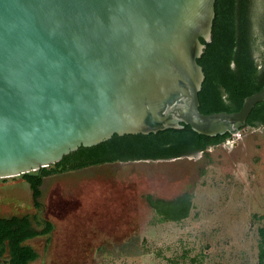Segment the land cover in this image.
Returning <instances> with one entry per match:
<instances>
[{
    "label": "water",
    "instance_id": "95a60500",
    "mask_svg": "<svg viewBox=\"0 0 264 264\" xmlns=\"http://www.w3.org/2000/svg\"><path fill=\"white\" fill-rule=\"evenodd\" d=\"M215 0H0V180L46 168L113 135L181 124L207 137L246 127L202 114L197 64Z\"/></svg>",
    "mask_w": 264,
    "mask_h": 264
},
{
    "label": "rangeland",
    "instance_id": "374dc122",
    "mask_svg": "<svg viewBox=\"0 0 264 264\" xmlns=\"http://www.w3.org/2000/svg\"><path fill=\"white\" fill-rule=\"evenodd\" d=\"M253 56L261 65L256 46ZM228 141L178 160L104 164L48 177L39 209L20 177L0 180V216L27 214L52 224L49 235L28 242L38 256L30 264H257L264 124L244 127ZM185 193L189 215L160 222L148 198L170 201Z\"/></svg>",
    "mask_w": 264,
    "mask_h": 264
},
{
    "label": "trees",
    "instance_id": "16d2710c",
    "mask_svg": "<svg viewBox=\"0 0 264 264\" xmlns=\"http://www.w3.org/2000/svg\"><path fill=\"white\" fill-rule=\"evenodd\" d=\"M214 13L211 39H200L204 49L197 59L204 73L198 93L202 114L236 112L246 97L264 86V42L258 45L259 38L264 37V0H215ZM255 46L263 59L261 65L253 56ZM263 124L264 102L253 108L246 127ZM229 138V133L215 137L199 135L184 124L148 135H113L97 146L81 147L60 162L19 177L29 187L34 208L39 209L40 188L48 177L118 161L175 159L222 145ZM148 202L160 222H181L192 207L188 193L170 201L148 198ZM36 227L41 230L36 231ZM52 230V224L38 216H0V256L8 247L6 264H29L38 257L28 245L29 240L49 235ZM261 236L257 264H264L263 233Z\"/></svg>",
    "mask_w": 264,
    "mask_h": 264
},
{
    "label": "flooded vegetation",
    "instance_id": "af4514ba",
    "mask_svg": "<svg viewBox=\"0 0 264 264\" xmlns=\"http://www.w3.org/2000/svg\"><path fill=\"white\" fill-rule=\"evenodd\" d=\"M230 134V133H229ZM230 135H232V134H230ZM225 144V143H224ZM210 148V147H209ZM200 152V151H199ZM201 152H204V151H201ZM200 152V153H201ZM189 155H192V154H189ZM189 155H182L181 157H179V158H175V159H173V160H178V159H180V158H182V157H187V156H189ZM167 160H172V159H162V160H150V159H139V160H132V161H125V162H121V161H118V162H115V163H127V162H144V161H167ZM38 230H41L40 228H38V227H36V231H38ZM40 236H43V235H39V236H37V237H40ZM37 237H35V238H37ZM35 238H33V239H35ZM33 239H30L29 241H31V240H33ZM31 247V246H30ZM33 249V248H32ZM6 252H8V247H7V250H6ZM6 252L4 253V255H2V256H0V264H6L5 263V261H6ZM32 263V262H31ZM30 264V263H29Z\"/></svg>",
    "mask_w": 264,
    "mask_h": 264
},
{
    "label": "built area",
    "instance_id": "2783aa9c",
    "mask_svg": "<svg viewBox=\"0 0 264 264\" xmlns=\"http://www.w3.org/2000/svg\"><path fill=\"white\" fill-rule=\"evenodd\" d=\"M225 143H227V144H228V143H229V141H226Z\"/></svg>",
    "mask_w": 264,
    "mask_h": 264
}]
</instances>
